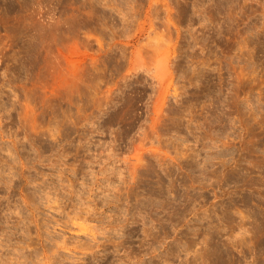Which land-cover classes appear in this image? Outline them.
I'll list each match as a JSON object with an SVG mask.
<instances>
[{"label": "rangeland", "instance_id": "1", "mask_svg": "<svg viewBox=\"0 0 264 264\" xmlns=\"http://www.w3.org/2000/svg\"><path fill=\"white\" fill-rule=\"evenodd\" d=\"M0 256L264 264V0H0Z\"/></svg>", "mask_w": 264, "mask_h": 264}, {"label": "bare ground", "instance_id": "2", "mask_svg": "<svg viewBox=\"0 0 264 264\" xmlns=\"http://www.w3.org/2000/svg\"><path fill=\"white\" fill-rule=\"evenodd\" d=\"M150 70V69H149ZM125 162V161H124ZM126 163H128V167H132L134 162L133 161H127ZM0 264H5V260L3 259V257L0 256Z\"/></svg>", "mask_w": 264, "mask_h": 264}]
</instances>
